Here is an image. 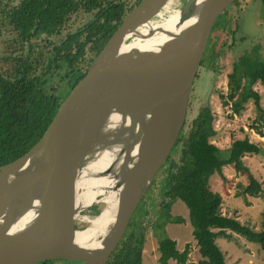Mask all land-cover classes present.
I'll list each match as a JSON object with an SVG mask.
<instances>
[{
	"label": "water",
	"instance_id": "95a60500",
	"mask_svg": "<svg viewBox=\"0 0 264 264\" xmlns=\"http://www.w3.org/2000/svg\"><path fill=\"white\" fill-rule=\"evenodd\" d=\"M178 1L142 0L128 13L43 137L0 167V264L109 262L177 144L213 28L237 0H186L168 31L156 19ZM158 37L150 49L128 48ZM107 157L105 170L89 173ZM100 179L113 185L88 183ZM100 204L107 208L93 218ZM107 210L97 246L80 244Z\"/></svg>",
	"mask_w": 264,
	"mask_h": 264
},
{
	"label": "trees",
	"instance_id": "16d2710c",
	"mask_svg": "<svg viewBox=\"0 0 264 264\" xmlns=\"http://www.w3.org/2000/svg\"><path fill=\"white\" fill-rule=\"evenodd\" d=\"M8 1L3 5L0 0V42L5 45L0 51V167L22 157L38 143L63 99L86 71L83 64L87 62V53L95 58L123 19L142 0L134 6H129L125 0ZM259 1L264 5V0ZM84 12L92 18L56 43L54 40L59 39L72 17ZM227 80L224 105L230 107L232 116H237L253 101L259 118L250 129L264 137V109L261 96L254 89L257 84L264 86V61L254 50L243 53ZM214 122L210 105L201 107L192 120L186 119L174 151L162 168L166 174L162 184V215L167 222L180 223L181 219H173L169 214L170 207L178 200L187 206L202 258L197 264H227L217 239L229 238L232 234L258 242L264 251V218L262 229L255 232L237 218L224 215L223 198L213 191L210 182L215 175L226 180L224 169L231 166L249 175L247 193H263V183L249 173L245 159L264 151L248 137L235 139L227 150H222L213 143L218 135ZM142 228L132 219L107 264H143L145 236ZM159 252L160 264L170 261L189 264L191 246L187 244L180 251L177 242L166 237L159 242Z\"/></svg>",
	"mask_w": 264,
	"mask_h": 264
},
{
	"label": "rangeland",
	"instance_id": "374dc122",
	"mask_svg": "<svg viewBox=\"0 0 264 264\" xmlns=\"http://www.w3.org/2000/svg\"><path fill=\"white\" fill-rule=\"evenodd\" d=\"M125 1H127L129 6H134L138 0ZM2 2L5 5L9 1L2 0ZM185 2L186 0H179L172 5L169 12L163 11L162 18H167L170 13L179 10ZM91 18L92 15L85 13L72 17L63 29L62 35L58 40L55 39L54 41L60 43L62 38L67 34L78 31ZM162 18L159 17L156 20L160 21ZM219 23L220 29L223 26L224 28L223 31L219 29L220 32L217 31L215 33L214 40L216 41L214 47L216 51L219 50L221 57L217 59V56L214 63L209 64L207 62L205 64L204 67L207 68L205 71L209 69L208 79L198 77L195 80L193 91L199 90L201 93L195 92L192 95L187 120L190 121L195 118L202 101H206L215 115L214 126L218 132L217 137L213 139V143L222 150H227L235 139L248 137L251 142L258 144L264 151V137L250 129L254 121L259 118L254 102L250 101L246 104L243 112L237 116H232L230 107L225 106L223 103L226 100L225 96L228 90L227 76L232 72L237 58L242 56L245 51L254 50L258 57L264 61V5L259 0H240L239 4H233L221 15L217 26ZM235 27L238 28L237 33H235ZM4 49V43L0 42V51ZM92 58H94V55L88 52L85 58L87 62L83 64V68H86L85 70L92 63L89 64ZM212 65H216V71L210 68ZM199 72L201 74V70ZM57 78L54 79V82L58 81ZM254 89L261 96V106L264 109V86L257 84ZM62 91L64 92V89ZM67 91L68 89L65 90V93ZM227 154L228 151L224 152L223 156ZM245 164L249 169V173L257 181L263 183L264 186V152L256 156L247 157ZM224 175L226 180L218 175L213 176L210 180L213 191L218 192L223 198L222 213L237 218L241 223L252 228L253 231L259 232L262 229L264 218V192L259 195L247 193L246 188L250 184L249 175L237 172L231 166L224 169ZM165 177L166 174L161 170L132 218L136 225L138 224L144 229L143 264H160L159 242L166 237L175 240L180 251H183L186 245L189 244L191 252L188 263L197 264L202 258L197 241L193 236L194 228L190 221V212L187 206L178 200L170 207L169 214L173 219H181L180 223L167 222L162 215L164 212L161 207L163 200L162 184ZM106 208V204L98 205L96 207L98 212L96 214L94 209L93 218H96ZM154 222L158 225H155ZM217 243L225 254L227 264H264V251L256 241H250L241 235L232 234L229 238L219 237ZM169 264L177 263L170 261Z\"/></svg>",
	"mask_w": 264,
	"mask_h": 264
},
{
	"label": "bare ground",
	"instance_id": "6f19581e",
	"mask_svg": "<svg viewBox=\"0 0 264 264\" xmlns=\"http://www.w3.org/2000/svg\"><path fill=\"white\" fill-rule=\"evenodd\" d=\"M178 21H179V12H174V13L172 12L166 19L162 18V20L159 21L160 23L158 24H162L163 28L168 31H173L176 29ZM162 39L163 37H158L154 39L152 38L143 41L144 43H140L139 41L138 43H135L129 46L128 48L150 49L161 43ZM110 161H111L110 157H107L106 159H102L99 163H96L91 167H89L88 170L89 173L93 174L94 172L105 170L109 166ZM88 183L92 185L100 184L102 186V189L105 188L107 190L109 187L113 185V182L108 179L89 180ZM100 192L104 193L103 191ZM115 196H116L115 194H111L112 199L116 198ZM111 214L112 213H110L109 210L105 211L101 218H98L96 221L93 222V228L81 234L80 237L77 238V241L80 244H85L87 246H97V242H95V240L97 239L98 236L104 233L106 225L111 220ZM31 217L32 215H29L28 217L24 218L21 221L19 227H23L25 224H27L30 221Z\"/></svg>",
	"mask_w": 264,
	"mask_h": 264
},
{
	"label": "flooded vegetation",
	"instance_id": "af4514ba",
	"mask_svg": "<svg viewBox=\"0 0 264 264\" xmlns=\"http://www.w3.org/2000/svg\"><path fill=\"white\" fill-rule=\"evenodd\" d=\"M17 3H12L11 5H16ZM85 14H87L86 12H84ZM88 15V14H87ZM217 22H218V20H217ZM217 22H216V24H215V26H214V28H213V31H212V33H211V36H210V39H209V42H208V45H207V48H206V51H205V54H204V57H203V60H202V62H201V66H200V69H199V71L201 70V74H199L200 72H198V75H197V77H196V79L198 78V77H200V78H207L208 77V70L207 71H205V69H207L206 67H204L205 66V64L208 62L209 64L210 63H214V61L216 60V57L218 56V58L217 59H219L220 57H221V55H219V50L218 51H216L215 50V47H214V45H215V41L216 40H214V36H215V33L217 32V31H219V29H220V23H219V25L217 26ZM222 25V24H221ZM223 28H224V26L220 29V31H223ZM219 31V32H220ZM238 32V28L237 27H235V33H237ZM214 50V51H213ZM215 51H216V53H215ZM246 52V51H245ZM245 52H243V53H245ZM247 52H249V51H247ZM234 66V65H233ZM215 67H216V65H212V67H210V68H212V70L213 71H216L215 70ZM228 77V76H227ZM208 79V78H207ZM216 79V78H215ZM195 83V82H194ZM208 85H209V81H208ZM211 85V84H210ZM194 86V85H193ZM206 91V90H205ZM195 92H200L201 93V91H199V90H196V91H193V88H192V93H191V97H192V95L193 94H195ZM202 93H204V92H202ZM191 99V98H190ZM189 105H190V103H189ZM206 105H209L206 101L205 102H203L202 101V103H201V105H200V107H199V109L201 108V107H203V106H206ZM198 109V110H199ZM188 111H189V109H188ZM132 221V220H131ZM129 228V227H128ZM128 230V229H127ZM127 232V231H126ZM42 264H82V263H78V262H71V261H64V260H54V261H48V262H45V263H42Z\"/></svg>",
	"mask_w": 264,
	"mask_h": 264
}]
</instances>
